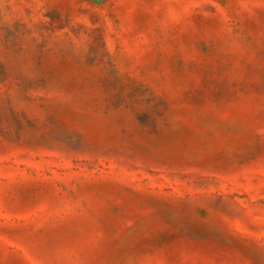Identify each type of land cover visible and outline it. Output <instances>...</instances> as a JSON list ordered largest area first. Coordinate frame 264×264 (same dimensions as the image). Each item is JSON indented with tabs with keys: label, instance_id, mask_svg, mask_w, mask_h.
<instances>
[{
	"label": "rangeland",
	"instance_id": "1",
	"mask_svg": "<svg viewBox=\"0 0 264 264\" xmlns=\"http://www.w3.org/2000/svg\"><path fill=\"white\" fill-rule=\"evenodd\" d=\"M0 264H264V0H0Z\"/></svg>",
	"mask_w": 264,
	"mask_h": 264
}]
</instances>
